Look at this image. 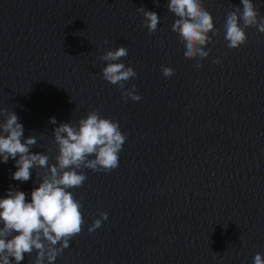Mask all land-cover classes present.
Here are the masks:
<instances>
[{
  "label": "water",
  "instance_id": "1",
  "mask_svg": "<svg viewBox=\"0 0 264 264\" xmlns=\"http://www.w3.org/2000/svg\"><path fill=\"white\" fill-rule=\"evenodd\" d=\"M221 0H203L210 13ZM168 0H0V109L14 112L24 138L34 136L32 153L46 154L55 164L53 129L60 123L77 125L90 111L115 118L132 101L101 78L106 51L125 46L119 61L131 67L138 94L181 47L171 31L176 19ZM155 12L160 23L153 33L142 26L137 8ZM54 117L56 124L50 123ZM6 117L0 115V122ZM18 158V157H17ZM15 161L0 162V198L23 191L30 202L46 169H32L27 182L11 179Z\"/></svg>",
  "mask_w": 264,
  "mask_h": 264
},
{
  "label": "clouds",
  "instance_id": "2",
  "mask_svg": "<svg viewBox=\"0 0 264 264\" xmlns=\"http://www.w3.org/2000/svg\"><path fill=\"white\" fill-rule=\"evenodd\" d=\"M240 4L242 7L233 6L226 14L223 25L229 49L246 43L245 30L249 27L264 33V16L259 14L252 0H240ZM167 10L176 17L170 27L186 49L185 58L195 59V68L200 69V61L210 52V49L204 50L212 43L208 34L218 35L212 15L205 9L203 0H168ZM137 12L142 14V26L149 33L155 32L160 23L158 15L143 7L137 8ZM127 55V48L119 46L100 56L101 61L107 62L101 69V78L120 89L122 98L140 101L142 97L134 94L135 84L130 89L124 87L137 73L124 63L116 62ZM161 74L165 78L175 76L174 70L166 66L161 67ZM0 115L6 117L0 122V162L7 163L10 158L15 161L16 171L11 179L27 182L32 169H46L39 177L38 187L31 190L30 202L23 191L12 188L0 198V264H21L25 255L31 256L33 252L31 264H54L85 223L82 205L69 189L84 184L85 168L104 173L116 169L126 134L121 132L117 121L101 117L98 111L88 112L76 126L62 122L52 132L57 155L55 164H50L48 155L30 152L37 140L34 136L24 138L23 125L14 112L0 109ZM50 123L56 124L54 117L50 118ZM107 218V213L100 212L88 232L99 228ZM253 264H264L261 254L254 256Z\"/></svg>",
  "mask_w": 264,
  "mask_h": 264
}]
</instances>
